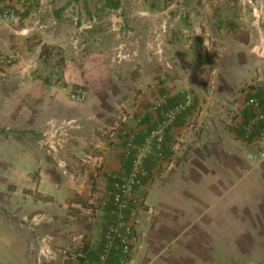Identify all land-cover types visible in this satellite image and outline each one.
<instances>
[{
	"label": "crops",
	"instance_id": "1",
	"mask_svg": "<svg viewBox=\"0 0 264 264\" xmlns=\"http://www.w3.org/2000/svg\"><path fill=\"white\" fill-rule=\"evenodd\" d=\"M42 39L47 44L66 39L75 44L80 38L58 34ZM63 62L62 77L57 78L54 71L40 73L52 81L49 85L39 86L30 79L22 86L23 120L17 125L12 115L10 121L30 138L28 143L53 121L76 119L80 126L58 148L49 137L33 153H22L20 161L24 164L27 156V167L40 171L38 190L48 200L34 207V213H41V229L0 237L4 240L0 264L95 263L109 220L108 215H99L104 209L101 201L111 188V174L128 168L123 160V138L113 128L136 127L140 143L157 121L148 115L147 124H136L135 118L146 109L129 107L122 100L129 89L117 81L108 59L85 54L70 55ZM76 86L88 88L87 102L68 97V90ZM210 106L196 118V134L189 131L191 115L179 117L166 132L165 158L154 157L149 163L150 175L139 193L151 189L145 201L158 203L159 220L148 233L147 245H141L143 217L139 220L135 230L138 247L128 264H234L242 256L264 250V167L253 168L246 159L252 150L241 136V120L246 115L241 114L238 123L221 122L217 105ZM208 112L211 115L204 126ZM90 154L94 158L83 163ZM99 158L104 163L96 168ZM9 161L13 173L18 162ZM25 169L22 165L21 172ZM146 252L149 259L142 263Z\"/></svg>",
	"mask_w": 264,
	"mask_h": 264
},
{
	"label": "rangeland",
	"instance_id": "2",
	"mask_svg": "<svg viewBox=\"0 0 264 264\" xmlns=\"http://www.w3.org/2000/svg\"><path fill=\"white\" fill-rule=\"evenodd\" d=\"M9 7L16 10V19L0 20V59L14 57L11 64L0 63L2 238L8 232L35 233L41 229V213H34V207L48 200L38 190L40 171L27 167V156L24 164L20 158L22 153H33L43 140L47 141L52 127L38 132L29 143L30 138L14 128L12 115L17 125L23 120L21 88L28 80L39 86L49 85L52 81L43 78L41 72L54 71L57 78L62 77L63 59L70 55L108 59L117 81L129 89L122 100L129 107L146 109L140 115L146 116L144 124L149 122L148 115L157 119L156 124L162 119L163 110L149 109L164 97L165 106L170 108L189 103L179 117L191 115L188 127L192 134L198 131L196 118L208 110V104L217 105L221 122L238 123L246 112L247 99L256 93L264 97V0H25L23 4L20 0H0V16ZM58 34L67 38L76 34L80 39L75 44L66 39L61 44L38 45L42 37ZM44 44L49 49L41 56ZM82 87L88 92L87 87ZM88 100L89 93L84 102ZM23 103H27L25 97ZM210 115L205 113L204 126ZM249 144L252 150L248 154L259 147ZM11 158L13 163L18 162L19 171H10ZM22 165L26 168L23 173ZM150 190H138L144 212L139 218L143 217L141 245H147L148 233L156 228L160 215L158 203L145 201ZM104 210L99 215L107 218ZM93 231L97 233L100 228ZM3 242L2 239L1 249ZM148 259L146 252L142 263ZM0 260L4 261V257ZM234 264H264V250L251 257L242 256Z\"/></svg>",
	"mask_w": 264,
	"mask_h": 264
},
{
	"label": "built area",
	"instance_id": "3",
	"mask_svg": "<svg viewBox=\"0 0 264 264\" xmlns=\"http://www.w3.org/2000/svg\"><path fill=\"white\" fill-rule=\"evenodd\" d=\"M23 4L25 0H20ZM16 19V10L9 7L4 10L0 20L13 22ZM13 56L3 57L0 63L8 65L12 63ZM72 101L84 102L88 98L87 90L80 86L69 90ZM164 98L155 102L152 111L163 110L162 119L147 133L139 143L136 127L120 125L113 129L119 130L123 138V160L128 168L111 174V188L101 201V207L107 209L109 220L106 223L104 240L98 257L93 264H128L134 253L136 242V225L139 222L143 210V202L138 197V190L149 178V160L156 156L165 158V134L168 128L187 111L189 103H179L172 108H164ZM246 107L252 110L253 116L244 126L242 138L259 147L247 155V161L252 167L264 165V108L262 103L254 96L247 99ZM142 116L136 118V124L142 125ZM80 126L76 119L53 121L51 123V137L55 148L63 145L64 140L70 137L71 131ZM263 126V127H262ZM94 155L90 154L83 163L87 164ZM103 159H96L94 166L101 168Z\"/></svg>",
	"mask_w": 264,
	"mask_h": 264
},
{
	"label": "trees",
	"instance_id": "4",
	"mask_svg": "<svg viewBox=\"0 0 264 264\" xmlns=\"http://www.w3.org/2000/svg\"><path fill=\"white\" fill-rule=\"evenodd\" d=\"M118 6V4H116V7ZM42 42L41 41H39V43H38V45L39 44H41ZM47 49H49V47L47 46V45H42V50H41V56H43V53L47 50ZM252 96H254V97H256L261 103H262V106H263V108H264V97L261 95V93H256V94H254V95H252ZM252 96H250V97H252ZM249 97V98H250ZM164 108H170V106H165L164 105ZM245 110H246V112L244 113V115L243 116H245L244 118H243V122H242V124H243V127H242V135L241 136H243V131H244V126L247 124V122L250 120V118L253 116V114H252V110L250 109V108H248V107H246L245 106ZM144 124V121H143V123H142V125ZM263 127V126H262ZM139 136V135H138ZM137 142H138V140H137ZM108 211V210H107ZM108 218H109V215H108ZM105 229H106V225H105V227H104V230H103V240H104V232H105Z\"/></svg>",
	"mask_w": 264,
	"mask_h": 264
}]
</instances>
